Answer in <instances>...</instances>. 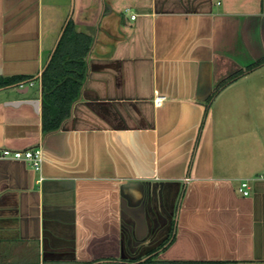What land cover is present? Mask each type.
Returning <instances> with one entry per match:
<instances>
[{"label": "crops", "instance_id": "obj_1", "mask_svg": "<svg viewBox=\"0 0 264 264\" xmlns=\"http://www.w3.org/2000/svg\"><path fill=\"white\" fill-rule=\"evenodd\" d=\"M68 27L86 74L44 133ZM12 78L0 149L43 165L0 160V264H264V0H0Z\"/></svg>", "mask_w": 264, "mask_h": 264}, {"label": "trees", "instance_id": "obj_2", "mask_svg": "<svg viewBox=\"0 0 264 264\" xmlns=\"http://www.w3.org/2000/svg\"><path fill=\"white\" fill-rule=\"evenodd\" d=\"M91 40L68 27L52 60L41 77L42 128L44 133L59 128L70 115L71 106L79 97L86 74V61ZM20 78L0 79V87ZM148 262H151L150 260Z\"/></svg>", "mask_w": 264, "mask_h": 264}, {"label": "built area", "instance_id": "obj_3", "mask_svg": "<svg viewBox=\"0 0 264 264\" xmlns=\"http://www.w3.org/2000/svg\"><path fill=\"white\" fill-rule=\"evenodd\" d=\"M135 18V16H133ZM164 97H159L156 99L157 105H162L164 102ZM17 160V161H24L28 165H30L35 171L41 172L42 165H43V152L41 147H34L31 149L26 150H18V149H11V148H1L0 149V160ZM42 180V178H40ZM250 181L244 180L240 182L239 185V192L243 196L250 195Z\"/></svg>", "mask_w": 264, "mask_h": 264}, {"label": "water", "instance_id": "obj_4", "mask_svg": "<svg viewBox=\"0 0 264 264\" xmlns=\"http://www.w3.org/2000/svg\"><path fill=\"white\" fill-rule=\"evenodd\" d=\"M52 60V59H51ZM22 103H30L31 105H33L35 107V109L38 111L39 109V101L37 100H31V101H16V102H8L7 105H10V106H17V105H20Z\"/></svg>", "mask_w": 264, "mask_h": 264}]
</instances>
